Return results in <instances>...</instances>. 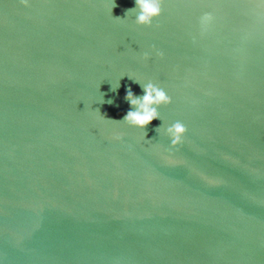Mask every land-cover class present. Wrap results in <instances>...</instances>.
Instances as JSON below:
<instances>
[{"label":"water","instance_id":"95a60500","mask_svg":"<svg viewBox=\"0 0 264 264\" xmlns=\"http://www.w3.org/2000/svg\"><path fill=\"white\" fill-rule=\"evenodd\" d=\"M133 6L0 0V264H264V7ZM127 75L172 97L143 130L99 116L143 94Z\"/></svg>","mask_w":264,"mask_h":264},{"label":"clouds","instance_id":"9594fccd","mask_svg":"<svg viewBox=\"0 0 264 264\" xmlns=\"http://www.w3.org/2000/svg\"><path fill=\"white\" fill-rule=\"evenodd\" d=\"M24 2L27 4L28 0H24ZM163 2L164 0H134V6L125 10L123 18H115L124 20L128 17H134L133 23L136 26H144L149 28L153 26L158 27V19L163 13ZM258 5L264 7V0H258ZM113 7H115V4ZM214 20L215 16L211 11L203 12L199 16L198 26L201 35H204L209 31V29L214 23ZM158 54L162 55V53ZM149 57L150 52L142 53V59L147 60ZM127 76L129 79L133 80V82L139 83L141 85L143 94L141 96H137L133 93L130 87L126 89L125 99L129 103V110L124 114L122 119H106L105 116L99 113V110L97 111L99 113L100 118L104 121L122 123L129 127L143 130L149 124H151L154 119L160 118L158 107L161 105L171 104L172 97L166 92L164 87L152 80H147L146 82H143L140 79L133 78L131 75ZM106 103L111 104L112 100L109 99L106 101ZM157 131H162L163 135L166 136L169 140V147L165 149L168 155L165 156V159L171 160L172 149H175L177 148V146H180L184 143L188 129L183 122H181L180 120H176L175 122L164 125L162 129H157ZM142 132L143 139L145 140V133L144 131ZM114 138L119 140L121 139V135L117 134ZM145 141L152 142V140Z\"/></svg>","mask_w":264,"mask_h":264}]
</instances>
